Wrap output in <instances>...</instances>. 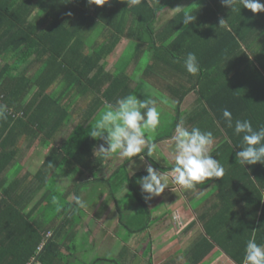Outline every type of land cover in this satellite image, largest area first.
I'll return each instance as SVG.
<instances>
[{"label": "trees", "instance_id": "1", "mask_svg": "<svg viewBox=\"0 0 264 264\" xmlns=\"http://www.w3.org/2000/svg\"><path fill=\"white\" fill-rule=\"evenodd\" d=\"M181 1L142 0L132 4L131 0H105L93 11L89 0H0V105L6 106L5 117L0 118V247L10 246L0 259L8 258L7 264H35L29 262L31 257L41 262L49 253L55 262L64 258L62 264H67L76 251L75 227L82 212L75 203L77 192L80 185L91 181L106 184L116 203L119 187L127 182L129 193L140 207L136 214L143 221L130 227L128 221L124 223L128 214L119 209V224L131 232L147 229L145 219L150 211L135 187L144 172L129 175L124 161L109 176L99 177L106 159L94 152L104 141L89 135L100 107L115 104L129 94L137 95L139 89L130 87L126 67L132 60H139L146 46L162 64H148L144 72L156 70L163 77H176L174 85H166L176 98L171 128L159 133L153 143L169 137L183 121L189 129L195 126L213 133L216 143L210 154L224 168V175L212 180L216 201L199 216L204 233L192 245L187 264L201 263L215 245L242 264L253 233L257 244L264 245V164L237 162L243 134L234 132L237 119L250 120L254 128L264 125V12L253 13L243 5H238L240 11L232 12L221 0H193L156 29L158 13ZM186 14L195 17L188 26L183 24ZM221 19L226 21L223 28ZM97 35H102L100 43L90 45ZM122 38L131 40L130 47L114 64V70L106 71L105 62L100 61ZM189 52L196 54L201 68L196 76L183 65ZM33 56L37 65L34 73H14ZM74 91L90 103L83 110L81 122L59 146L49 148L34 178L23 182L28 174L15 176L21 166L15 160L19 139L25 137L29 147L41 134L40 141L49 145L72 119L73 97L77 98L71 94ZM191 92L195 95L192 109L180 111V104ZM225 108L232 113L233 127L223 117ZM173 166L157 167L170 171ZM71 168L78 174L94 172L95 179L60 190L56 173ZM72 192L74 198L69 201ZM35 197V205L25 211ZM40 205L41 214L54 219L48 238L47 230L29 221V215ZM19 222H23L22 230L35 233L36 246L42 241L39 250L21 243L19 249L12 241L8 231L20 229ZM61 246L70 256L61 253ZM75 260L72 262L80 263Z\"/></svg>", "mask_w": 264, "mask_h": 264}, {"label": "crops", "instance_id": "2", "mask_svg": "<svg viewBox=\"0 0 264 264\" xmlns=\"http://www.w3.org/2000/svg\"><path fill=\"white\" fill-rule=\"evenodd\" d=\"M183 1H186L188 3L191 2V0H183ZM176 5H174L172 8H165L158 13L155 21L156 29L162 27L167 21H169L175 14H177L181 9H183L186 6L184 5L182 8H178ZM88 6L93 11H95L99 5L95 3H88ZM101 39H102V35L95 36L94 39H92L93 43H91L90 45H93L94 43L99 44ZM130 43L131 40L122 38L117 43L115 49L100 61V63L105 62L104 68L106 71L112 72L114 70V64L118 61L119 58H121V55H123L125 51H128L130 47L129 46ZM119 48L120 50L118 52ZM153 55L154 53L150 51V49L148 50L146 46V48L143 51V54L141 55L138 61L132 60L130 63L127 64L126 76L130 79L129 85L130 87H135V86L136 88L138 87L139 91L137 93V96L139 99L143 100L146 98H150L155 100L156 104L158 103L167 104L169 110H173L175 112L176 98L171 94L169 90L166 89V85H169V83H172V85L175 84L174 82L176 80L175 75L172 74V75H166L172 77H166V76L163 77L156 70H148L147 72H144V69L148 66V64L150 65L155 64L156 67L157 62L159 63L160 60L159 59L156 60L153 57ZM8 58L9 56L7 57V59ZM33 58L34 56L30 58L29 61H27L24 65L20 66L17 70H15L14 73L24 72L27 76L34 73V71L37 69L36 68L37 65H34L35 63L33 62L34 61ZM160 62L162 64V61ZM140 81L141 83L144 84L143 86H140L139 84ZM80 88H82V86H80ZM77 92L78 91L71 92L73 96H77V98L74 100V104H73L74 107H71L73 113L72 119H70L69 123L66 124L55 135L54 140L49 145L45 146L43 144L44 141L43 140L42 142L40 141L41 134L37 135V137L35 138L33 137L34 139L32 142H30L31 144L29 145V147L27 145V141H26L27 139L25 137H21L19 139L17 143L19 151L15 160H17L16 165L19 164L21 166L18 169L19 172L18 170L17 171L15 170L16 172H18L17 175L15 176L21 178L23 175L25 176L26 174H28L29 176L30 174V176L29 177L27 176V178H25L23 182L26 183V181L34 178L33 175L39 169L40 167L39 165L45 158L49 148L52 147V145L59 146V144H61L62 141L65 138H67V136L72 131V129L78 123L81 122L82 120L81 116L83 114V110L90 103L85 98L80 97V94L78 95ZM157 94L160 96L159 98L156 97ZM187 98H191L192 102L190 104L193 107L194 104L193 102L195 100L194 93L193 92L189 93L184 100H186ZM181 104H180V111H184L181 110ZM103 109L104 108L101 107L100 109H98L99 111H97L96 115H94L95 118L97 119L99 118V114L103 111ZM173 132L169 137L154 142L157 146V150L160 151L159 153H161L164 157L166 156L165 158H167L168 156L167 152L169 151L173 152V147L170 142V137L173 135ZM37 147L40 149L43 148L42 150L43 154L40 157L41 160L40 162H38L39 159L36 160L34 159V158H39L38 153L36 152ZM141 155L144 156L143 160L140 159L139 155L132 157L131 159H128V158H122L118 154H114L111 158L106 159L103 165H101L102 169L98 173V176L99 177L109 176V174L113 171L115 167L126 161V169L129 175H132L135 172H140V171L144 172L142 176L138 177L137 180L135 181L136 187L140 188L141 190V187L137 183V181L139 178L147 175L145 167L148 166L147 163L144 162L148 158L146 157L145 152L142 153ZM31 158L32 161L34 160L33 163L35 164V166H33V163L30 162ZM138 161H142L144 163H138ZM16 165H14V167H16ZM168 165H174V163L170 161L165 165H161V166H168ZM157 170L160 171L159 169ZM72 171H76V169L71 168L68 171L63 172L62 173L63 178H64V174L71 173ZM160 172L170 174V171H160ZM74 175L76 178L74 176L70 177V179H75L73 181L71 180V183L70 182L66 183L67 181L65 180L66 178L63 179L61 176H59V179H57V182L61 184V188L59 189L60 190L70 189L71 185H74L75 183L78 182L81 183L84 180L91 178L95 179L93 175H96V173L84 172L82 174H78V172L76 171L74 172ZM212 180L213 178H208L205 181L197 184L196 187L193 189H184L174 184L171 181V177H170L169 187L166 188L162 194H160L159 196H155L147 201L144 198H142L147 206V209L150 211L149 218L146 219L149 225L147 229L142 232H131L122 225L119 227L118 215H119V209H121L120 204L119 202L116 203L109 196L108 192L104 194L100 193L99 196L96 195L97 197H95L94 195L93 197L95 198L92 197V199L90 200L86 199L85 197H81L86 202L87 206L84 208L80 207L82 212L78 219V224L75 227V231L77 232V235L82 233V234H86L87 237L85 238L80 236V245L79 246L76 245V251L73 253L72 256L68 255V251L64 248V246H61V253L70 256L69 258L67 256L68 258L67 264H75L72 262V261L76 262L75 259L79 260L80 262L79 264H134V263L135 264H187L189 251L192 247L191 245L187 244V241L191 240L193 243V241H197L200 238V236L204 233L203 225L202 222L199 220V216H201L205 211H208L207 207L211 206V204H213L216 201V199L214 198V194H212L210 198L208 197L206 198V202L201 201L197 208L196 207L193 208L194 204L195 206L197 204L196 202L193 203V201H195V198L197 199L200 198L201 196H204L205 194L203 190L207 189L209 185H212L213 188ZM99 182L103 183L102 181ZM124 184L125 183H123L119 187V190L122 189V186ZM105 188L108 190L107 185ZM105 188L102 187V190L106 191ZM198 192H200V195L197 196ZM118 193L119 192H117V194ZM105 195H108L109 199H111L114 202L115 209L117 212V214L113 217V219H115L116 217L117 218L115 222H111L110 229H102L101 220L98 217V215L102 213L101 210L98 208V206L107 201L106 198H103L105 197ZM187 198L189 199L191 204L189 202L187 205ZM36 201H37L36 197L33 200L29 201L25 211L28 212L29 210H31L32 207L35 205ZM42 205L46 207V205L44 204ZM42 205H40V207H37L32 211V213L29 215V221H34L37 228L39 227L43 231L47 230L48 233L54 224V219L46 218L41 214ZM88 207L92 208L93 210H90ZM88 209L90 211H87ZM106 214L109 215L108 210L105 211V217ZM142 219L143 218H141V220ZM128 221L130 222L131 220L129 219ZM22 223L23 222L17 223L20 229L17 228L16 230H14V232L8 231V233H12L13 235L12 241L16 243V245H19L18 247L19 249H22L20 247V243L22 244V246L23 245L36 246L35 233L32 234L29 232L28 234L27 230H22ZM56 238L60 239L61 237L56 236ZM103 240H106L109 245H106V242L103 245H101V241ZM39 245H42V241L36 246L37 250H39ZM9 249H10L9 245L7 244L1 245L0 253L2 252V254H0V256H4ZM109 251L110 253L108 254ZM109 256L111 257L109 258ZM102 258H105V260H103ZM117 259H119V262H116ZM7 260L8 258L2 257L0 259V264H7L8 263ZM94 260H96V262L98 260L100 261H98L97 263H93ZM63 261H65L64 258L60 262L59 261L55 262L53 255L49 253L47 254L45 260L41 262L38 259H36V257L35 258L31 257L29 262L30 263L35 262V264H62ZM111 261L114 262L112 263ZM198 264H237V263L234 260H232L217 245H215L212 251L208 253L206 257H204L201 263ZM242 264H244V262Z\"/></svg>", "mask_w": 264, "mask_h": 264}, {"label": "clouds", "instance_id": "3", "mask_svg": "<svg viewBox=\"0 0 264 264\" xmlns=\"http://www.w3.org/2000/svg\"><path fill=\"white\" fill-rule=\"evenodd\" d=\"M142 0H131L132 4H139ZM89 3L101 5L105 0H89ZM225 6H230L232 12L240 11L238 5H243L253 13L264 12V3L261 0H221ZM195 17L186 14L183 24L188 26ZM220 27L226 26V21H219ZM183 65L186 71L196 76L201 71L198 58L195 53L189 52L183 58ZM6 106L0 105V118L5 117ZM223 117L228 126L233 127L232 113L223 109ZM161 123V112L156 106V101L150 98L139 99L135 94H129L118 98L115 104L106 103L99 118L89 130L93 139L103 140L95 155L104 159L111 158L118 154L122 158L131 159L140 156L147 150L151 156L156 150L152 135L156 132ZM234 132L242 135L241 150L236 153V160L242 165H252L260 162L264 164V125L254 128L251 121L244 119L235 120ZM173 147L174 166L169 173L160 172L151 165L146 167L147 175L138 179L144 199L150 200L159 196L169 187L171 181L184 188L193 189L197 184L208 178H221L224 175V168L219 161L210 154L211 146L214 143L211 131H202L199 127L184 126L183 121L177 123L173 135L170 137ZM77 206L84 208L86 202L79 196L76 197ZM50 237L48 232L46 237ZM244 264H264V245L257 244L255 233L249 239L245 247Z\"/></svg>", "mask_w": 264, "mask_h": 264}, {"label": "rangeland", "instance_id": "4", "mask_svg": "<svg viewBox=\"0 0 264 264\" xmlns=\"http://www.w3.org/2000/svg\"><path fill=\"white\" fill-rule=\"evenodd\" d=\"M192 1V0H191ZM188 2H186V1H182V2H180V3H178L176 6L178 7V8H182L184 5H186ZM119 50H120V48L118 49V52H119ZM140 86H143L144 84L143 83H141V81H140ZM142 84V85H141ZM148 90V89H147ZM158 93H159V91H158ZM156 97L157 98H159L160 96L157 94L156 95ZM73 99L75 100L76 99V97H73ZM192 101H191V98H187L186 100H184V102L181 104V110H185V111H190V109H191V107H192V105L190 104ZM156 106L158 107V109L160 110V112H161V123H160V125L158 126V128H157V130H156V132L155 133H153V134H151L152 135V140L154 141L155 140V138H156V136L159 134V133H161V134H165V131L166 130H170V122H171V120L174 118V116H175V112L173 111V110H169V108L167 107L168 105L167 104H163V103H158V104H156ZM104 108V107H103ZM64 130H66V129H64ZM215 143L216 142H214L213 143V145L211 146V150H212V148H213V146L215 145ZM39 145V144H38ZM40 146V145H39ZM43 150V148L42 149H40V148H38L37 147V150H36V152L38 153V156H39V158H34L35 160L36 159H39L38 160V162H40L41 160H40V157L42 156V151ZM160 151L159 150H157V147H156V150L153 152V154L151 155V156H148L147 155V150H145V155H146V157H148L147 158V160L146 161H144V162H146L147 163V165H151L152 167H154V168H157V169H159L157 166H161V165H165L166 163H168V162H170V161H172V163H175V161H174V159H173V152L172 151H169V152H167L168 153V156H167V158H165L161 153H159ZM34 156H35V154H34ZM150 160H152V162H150ZM34 161V160H33ZM33 161H32V158H31V163H33ZM144 162H142V161H138V163H144ZM30 163V164H31ZM154 163V164H153ZM33 166H35V164L33 163ZM141 166V165H140ZM145 166V165H144ZM29 167V166H28ZM142 167V166H141ZM147 167V166H146ZM146 167H145V169H146ZM76 169V168H75ZM130 169H132V168H130ZM136 169V168H135ZM74 172L75 171H72L71 173H66V174H64V178H63V175L61 174V173H56V179H59V176H61L63 179H65V180H67L66 181V183L67 182H70L71 183V180L73 181V180H75V179H70V177H75V175H74ZM77 174V173H76ZM90 175V174H89ZM94 176H96V175H93V177ZM76 178V177H75ZM62 179V180H63ZM57 182V181H56ZM92 183H90V184H88V185H86V184H82V185H80V188H79V191L77 192V194H79V197H85L86 199H92V197L95 195V197H97L96 195H100V193H106V192H108V190L105 188L106 187V184H104V183H101V182H93V181H91ZM99 183V184H98ZM102 184V186H101V184ZM125 184L122 186V189L121 190H119L118 192V194H116L117 195V198H118V201H119V204H120V208H121V210H123V211H125L128 215L126 216L125 215V218H126V220L124 221V223L126 224V222L130 219L131 221L129 222L130 223V227H133V225H134V222H138V221H141V216H137V211L140 209V207H139V205L137 204V200L135 199V198H133V196L129 193L130 192V190H129V186H128V184H127V182H124ZM57 186H58V188H61V184H59L58 182H57ZM72 186V185H71ZM102 187L103 188H105V190L106 191H103L102 190ZM135 187H136V185H135ZM97 188V189H96ZM136 189L139 191V193H140V196L142 197V198H144V195L145 194H142V191L140 190V188H137L136 187ZM213 188H212V185H209L208 187H207V189H205V190H203L204 191V196H201L200 198H195V201H193V203L194 202H196L197 204H196V206H195V204H194V206H193V208H197L198 207V205H199V203L201 202V201H205L206 202V198L208 197V198H210L211 196H212V194H213ZM198 195H200V192H198V194H197V196ZM95 197H93V198H95ZM74 198V194H73V192L68 196V200L70 201V200H72ZM103 198H106L107 199V201L106 202H104L103 204H101V205H99L98 206V208L101 210V212L102 213H100V215H98V217L100 218V220H101V225H102V229H110L111 228V222H115V220H116V218L115 219H113V217L117 214V212H116V209H115V205H114V202L111 200V199H109V196L108 195H105V197H103ZM193 200V199H192ZM190 201H189V199L187 198V205H188V203H189ZM190 204H191V202H190ZM90 210H93L92 208H90V207H88ZM210 208V206H208L207 207V209H209ZM87 210V211H90V210ZM108 210V214L111 216H109V215H107L106 214V217H105V211H107ZM163 210V209H162ZM164 211V210H163ZM104 215V216H103ZM105 219V220H104ZM145 221H147L146 219H145ZM136 225H138V224H136ZM121 226V224H119V227ZM92 228V227H91ZM80 236L81 237H87L86 236V234H79V235H77V240H75L76 241V244L79 246L80 245ZM106 242V245H109L108 244V242L106 241V240H103V241H101V245H103L104 243ZM195 242L196 241H193V243H192V241L191 240H189V241H187V244H189V245H194L195 244ZM82 246H83V244H82ZM190 246V247H191ZM81 248V247H80ZM79 248V249H80ZM183 251V250H182ZM78 252H80V251H78ZM110 253V251L108 252V254ZM84 256H86V255H84ZM88 256V255H87ZM111 256H109V258H110ZM98 262V261H97ZM96 262V263H97ZM112 263L114 262V261H111ZM116 262H119V259H117V261ZM135 264V263H134Z\"/></svg>", "mask_w": 264, "mask_h": 264}]
</instances>
